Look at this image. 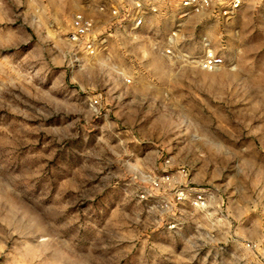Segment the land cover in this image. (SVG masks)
I'll use <instances>...</instances> for the list:
<instances>
[{"label": "rangeland", "instance_id": "obj_1", "mask_svg": "<svg viewBox=\"0 0 264 264\" xmlns=\"http://www.w3.org/2000/svg\"><path fill=\"white\" fill-rule=\"evenodd\" d=\"M84 2L0 0V264H264V7L154 17L90 58L66 40Z\"/></svg>", "mask_w": 264, "mask_h": 264}, {"label": "built area", "instance_id": "obj_2", "mask_svg": "<svg viewBox=\"0 0 264 264\" xmlns=\"http://www.w3.org/2000/svg\"><path fill=\"white\" fill-rule=\"evenodd\" d=\"M251 2L259 8L264 7V0H85L82 9L74 13L71 19L66 40L73 49L90 58L107 57L111 53L110 40L116 37L118 29L129 30V35L135 37L154 17L177 15L178 20H181L198 12L229 16ZM261 17L264 21V12ZM180 32L181 28L178 27L168 38V49H165L167 56H176L175 39ZM224 61L222 55L209 48L201 59L193 63L202 70L212 71L222 66ZM116 69L120 71V68ZM126 81L130 84L132 79L128 78ZM97 104L99 100L95 99L94 105ZM177 173L186 176L187 170L181 168ZM155 185L171 189L177 204L189 202L197 210L206 209L212 195L208 188L176 183L174 175L169 172L156 181ZM247 246L251 249L257 248L253 243H248Z\"/></svg>", "mask_w": 264, "mask_h": 264}]
</instances>
